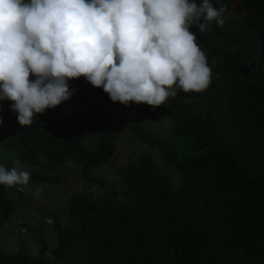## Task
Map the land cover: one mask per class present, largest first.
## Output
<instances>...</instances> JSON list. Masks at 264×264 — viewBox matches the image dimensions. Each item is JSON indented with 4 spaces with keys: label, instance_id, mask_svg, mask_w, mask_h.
I'll return each instance as SVG.
<instances>
[{
    "label": "trees",
    "instance_id": "obj_1",
    "mask_svg": "<svg viewBox=\"0 0 264 264\" xmlns=\"http://www.w3.org/2000/svg\"><path fill=\"white\" fill-rule=\"evenodd\" d=\"M220 2L223 26L191 29L212 71L203 92L178 90L159 107L125 106L81 76L70 81L69 100L25 127L12 102L0 101V164L30 173L23 191L0 186V264H264V0ZM134 108L139 119H167L170 135L132 124L133 137L159 162L129 151L108 182L93 174L120 151L107 125ZM76 168L99 193L76 191L63 211L40 214L52 220L51 254L31 225L25 231L38 236L39 253L7 250L2 229L28 191L59 185Z\"/></svg>",
    "mask_w": 264,
    "mask_h": 264
},
{
    "label": "clouds",
    "instance_id": "obj_2",
    "mask_svg": "<svg viewBox=\"0 0 264 264\" xmlns=\"http://www.w3.org/2000/svg\"><path fill=\"white\" fill-rule=\"evenodd\" d=\"M0 0V101L20 126L69 100L83 76L112 102L164 105L177 91H205L212 77L201 33L223 26L217 0ZM30 76L34 77L30 79ZM3 119L0 118V126ZM30 173L0 164V186L28 185ZM37 188L35 197L41 195Z\"/></svg>",
    "mask_w": 264,
    "mask_h": 264
},
{
    "label": "rangeland",
    "instance_id": "obj_3",
    "mask_svg": "<svg viewBox=\"0 0 264 264\" xmlns=\"http://www.w3.org/2000/svg\"><path fill=\"white\" fill-rule=\"evenodd\" d=\"M135 110L136 108L120 110L114 120L107 125L119 136L120 151L112 163L97 167L93 174L108 182L111 181L113 169L126 160L129 151L135 150L147 153L159 162V154L155 149L146 146L133 137L130 130L132 124H145L146 127L152 129L158 135L164 137L170 135L171 126L167 119L161 118L157 122H149L146 117L137 118ZM170 174L174 176L173 171H170ZM174 183L179 185L178 182L174 181ZM37 188L42 189L38 198L33 195ZM83 190H88L94 194L99 193L98 188L87 185L82 179L79 168L70 169L59 185L33 186L28 191L25 200L19 204L18 212L10 218L8 225L2 229V245L11 252L23 248L29 254H38L40 247L38 236L35 233L25 231L26 227L24 225H31L42 231L41 233L45 236L48 245L46 253L50 255L57 245V239L51 225L52 220L46 221L40 214L53 210L63 211L69 197L74 192Z\"/></svg>",
    "mask_w": 264,
    "mask_h": 264
}]
</instances>
